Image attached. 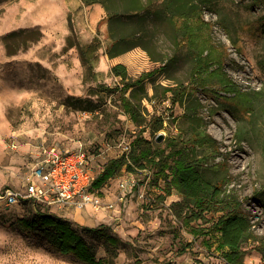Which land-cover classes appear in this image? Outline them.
Masks as SVG:
<instances>
[{"label": "rangeland", "instance_id": "1", "mask_svg": "<svg viewBox=\"0 0 264 264\" xmlns=\"http://www.w3.org/2000/svg\"><path fill=\"white\" fill-rule=\"evenodd\" d=\"M172 1L200 7L193 24L185 18L179 26H196L189 40L201 44L208 39L206 46L213 56L224 57V71L233 83L242 93L261 92L260 99H233L219 87L213 89L217 93H206L193 82V45L181 42L182 32L170 19L169 0H144L160 12L147 25L150 49L161 61L151 60L140 47L122 57L129 77L124 85L153 73L143 82L145 91L137 85L116 89L109 60L114 43L102 4L107 0H0V195L26 192L25 178L43 146L62 151L82 146L97 177L110 159L120 156L112 142L126 129L134 130L121 108L122 96L132 98L148 120H166L160 131L148 126L144 133L164 147L185 125V108L173 102L172 93L164 94L180 85L192 92L184 94L186 102L201 103L207 132L218 143L219 152L201 162L207 168L205 178L238 197L251 219L253 237L242 245L243 262L264 264V0ZM116 4L122 8L124 2ZM128 24L136 25L134 20ZM22 29H39L44 36L30 49L8 55L3 38ZM159 134L164 135L161 143L156 142ZM152 178L123 170L97 191L105 202H115L121 183L134 179L119 211L88 209L80 216L71 211L66 219L95 248L98 259L107 256L106 247L86 229L103 225L122 242L119 264H225L218 237H195L190 231L209 227L211 215L186 225L175 206L183 197L174 189L163 200L164 182L153 185ZM35 209L30 203L8 208L0 201V264H84L57 252L42 235L21 229L19 222L33 218Z\"/></svg>", "mask_w": 264, "mask_h": 264}, {"label": "trees", "instance_id": "2", "mask_svg": "<svg viewBox=\"0 0 264 264\" xmlns=\"http://www.w3.org/2000/svg\"><path fill=\"white\" fill-rule=\"evenodd\" d=\"M121 1L124 2L122 8L116 4V2L119 3V0H107L102 3L107 11L106 19L110 25L109 34L114 43L109 49V58L140 47L148 53L151 60L161 61L153 55L150 49L151 30L147 25L150 16L158 15L160 12L153 7L151 2L145 3L144 0ZM204 1L208 2L209 0ZM109 2L113 4H109ZM172 2L169 0L168 5L171 22L178 31L182 32L181 42L186 40L188 44L193 45L192 49L195 54L191 71L193 82L198 81L206 93L211 90L217 93L218 91L213 89L219 87L222 91L233 94V99L239 97L252 102L260 99L261 92L242 93L239 87L233 83L224 71V57L213 56L210 46H206L209 44L208 39L201 44L189 40L188 33L192 36L194 29L197 30L196 26H184L185 29L181 25L179 26V20L185 18L191 19L193 24V19L201 11L200 7L196 4L174 5ZM132 20L136 25L128 24ZM43 36L39 29H22L7 34L3 40L8 55H15L30 49ZM231 41L233 45H236L232 38ZM112 72L114 77L121 78L123 89L124 86L129 89L137 85L143 90L144 80L153 74L152 72L143 73L139 79L124 85V82L129 79L127 67L121 64L116 65L112 67ZM206 87L209 90H206ZM181 88L180 85H177L164 90L165 95L172 93L173 102L180 103L186 110L185 125L180 128V133L169 140L164 147L162 144L156 145L153 140L144 136L148 126L156 127V132L160 131L164 123L163 119L153 116L148 120L132 101V98L122 96V110L129 116L134 127L137 129L140 127V131L132 136L133 149L129 157L119 156L110 159L95 178L93 188L100 192L109 180L120 175L123 170L130 174L145 172V170L151 171L153 185L159 180L164 182V196H161L163 200L171 196L174 189L183 197L182 201L176 203L175 206L181 208L178 215L180 218L183 217L186 225L189 226L193 220L205 219V213L211 215L212 224L209 227L190 228L194 236L218 237V248L225 264H244L245 252L242 245L253 237L251 219L243 212L242 201L238 197L230 193L227 194L222 185L205 178L203 171L207 168L201 162L209 160L211 156H215V153L219 152L218 143L207 132L208 123L200 115L201 103L197 99L186 102L183 98L184 94L188 93L191 96L192 92L185 89L182 91ZM223 98L222 100H224ZM30 204L32 203L30 202ZM34 207L36 209L33 218L19 222L23 231L42 235L57 252L63 255H73L84 264H119L116 259L118 248L122 242L109 234L103 225L94 229H86L89 234L101 240L106 247L107 256L98 259L95 248L87 242L76 225L40 206L34 205Z\"/></svg>", "mask_w": 264, "mask_h": 264}, {"label": "built area", "instance_id": "3", "mask_svg": "<svg viewBox=\"0 0 264 264\" xmlns=\"http://www.w3.org/2000/svg\"><path fill=\"white\" fill-rule=\"evenodd\" d=\"M114 78L117 82L116 87L122 90L121 78ZM124 116L128 117L125 114ZM163 121L166 124V120ZM136 130L138 129L134 127L129 133L126 129L111 145L120 151V156L129 157L131 154L133 149L131 133L136 134ZM92 160L88 151L82 146L64 151L54 146H43L39 150L37 163L32 165L25 178L26 192L7 190L0 195V201L8 208L31 202L36 206L48 208L50 213H59L61 217L70 215L71 211L82 212L88 209L95 213L119 211L118 204H123L126 191L134 188V179L121 183V193L117 201L105 202L93 188L96 177L89 167ZM145 173L150 179L152 172L145 170ZM140 197L143 198V195Z\"/></svg>", "mask_w": 264, "mask_h": 264}, {"label": "crops", "instance_id": "4", "mask_svg": "<svg viewBox=\"0 0 264 264\" xmlns=\"http://www.w3.org/2000/svg\"><path fill=\"white\" fill-rule=\"evenodd\" d=\"M123 54L113 57V58H109V60H111L110 65L111 67L116 66V65H124L127 67L126 61L122 58ZM128 70V69H127ZM88 211V210H87ZM83 212V211H82ZM82 212H76L79 216ZM85 212V211H84ZM68 216H65L64 218L66 219ZM77 218V217H76Z\"/></svg>", "mask_w": 264, "mask_h": 264}, {"label": "water", "instance_id": "5", "mask_svg": "<svg viewBox=\"0 0 264 264\" xmlns=\"http://www.w3.org/2000/svg\"><path fill=\"white\" fill-rule=\"evenodd\" d=\"M163 140H164V135H163V134H159V135L156 137V142H157V143H161Z\"/></svg>", "mask_w": 264, "mask_h": 264}]
</instances>
